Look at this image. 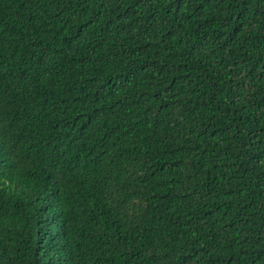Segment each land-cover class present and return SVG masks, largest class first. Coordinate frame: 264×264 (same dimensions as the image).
<instances>
[{
  "label": "trees",
  "instance_id": "1",
  "mask_svg": "<svg viewBox=\"0 0 264 264\" xmlns=\"http://www.w3.org/2000/svg\"><path fill=\"white\" fill-rule=\"evenodd\" d=\"M0 264H264V0H0Z\"/></svg>",
  "mask_w": 264,
  "mask_h": 264
}]
</instances>
